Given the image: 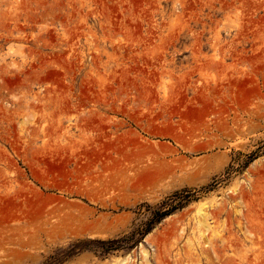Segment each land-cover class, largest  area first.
I'll return each mask as SVG.
<instances>
[{
  "label": "rangeland",
  "instance_id": "1",
  "mask_svg": "<svg viewBox=\"0 0 264 264\" xmlns=\"http://www.w3.org/2000/svg\"><path fill=\"white\" fill-rule=\"evenodd\" d=\"M0 264H264V0H0Z\"/></svg>",
  "mask_w": 264,
  "mask_h": 264
},
{
  "label": "trees",
  "instance_id": "2",
  "mask_svg": "<svg viewBox=\"0 0 264 264\" xmlns=\"http://www.w3.org/2000/svg\"><path fill=\"white\" fill-rule=\"evenodd\" d=\"M166 203V201L164 202V204ZM175 210H177V207H172V208H169V209H162L159 211V218L160 220L161 219H164L166 216L172 214Z\"/></svg>",
  "mask_w": 264,
  "mask_h": 264
}]
</instances>
